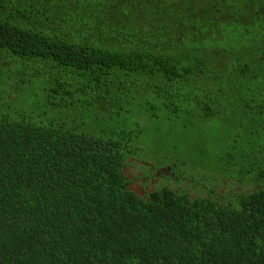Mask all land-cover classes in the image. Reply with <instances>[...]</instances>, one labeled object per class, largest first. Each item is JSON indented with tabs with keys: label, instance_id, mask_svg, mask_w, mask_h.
<instances>
[{
	"label": "trees",
	"instance_id": "16d2710c",
	"mask_svg": "<svg viewBox=\"0 0 264 264\" xmlns=\"http://www.w3.org/2000/svg\"><path fill=\"white\" fill-rule=\"evenodd\" d=\"M263 7L0 0V264H264Z\"/></svg>",
	"mask_w": 264,
	"mask_h": 264
},
{
	"label": "rangeland",
	"instance_id": "374dc122",
	"mask_svg": "<svg viewBox=\"0 0 264 264\" xmlns=\"http://www.w3.org/2000/svg\"><path fill=\"white\" fill-rule=\"evenodd\" d=\"M181 137L185 138L184 146L187 145L186 147H188V146L189 147L186 148L185 152H183L182 155H180V159H183V158L186 157V155H184V154L192 156L194 154H197L198 152H202L204 154V156H205L204 160L216 157L218 155V150L216 148H211L210 147V145H215L217 147H219L221 145L220 142H216L215 140L211 139V138H214V137L215 138H220V132H219L218 125L212 126L211 128H209V129H207L206 131H203V132H198V130H194V131H190V132H187V133H184V134L181 133ZM198 139H200L201 141L203 140L204 143H201V141H199ZM162 141L167 142V138L163 136L162 137ZM168 143L170 144V147L178 145L176 140H172V139H169ZM159 145L160 144L158 142H155L154 146H159ZM190 145H193V146H190ZM163 154H165V151L163 152ZM134 159L140 164L144 163V164L147 165V164L151 163L146 157L141 156V155H136ZM188 164L190 165L189 167H192V166L196 165V160L192 159V157H191V159L189 160ZM167 165H171V164L169 163ZM161 168H164V167H160V168H156V169L158 170V169H161ZM129 169L131 170L132 174H136L137 172H140L141 170L144 171V172H147V169L145 167H143V166H141L139 164H135V163L130 165ZM185 169L186 168L181 169V171L184 172V174L182 176H185V177H187V179H190L189 178L190 177V175H189L190 172L185 170ZM165 172H167V170ZM166 174H167V176L169 175L168 172L164 173L163 175L165 176ZM197 177L199 178V181H201V180H203V177H205V173H202L201 171H198L197 174H196V178ZM191 178H193V177H191ZM196 178H193V179L197 180ZM215 178H217V177H215ZM167 179L168 180H166V178H165L164 180H161L157 184L159 186H162L165 182L173 180V179H169V178H167ZM137 184L141 185L142 181L137 180L133 184H131L130 187L133 190H135V191H139V188L136 186ZM214 184H216V183H214ZM206 185L209 186L210 184H206ZM223 187H227L228 189H233L235 186L234 185L226 186L224 184L222 186V189L219 190L220 192L223 190Z\"/></svg>",
	"mask_w": 264,
	"mask_h": 264
},
{
	"label": "flooded vegetation",
	"instance_id": "af4514ba",
	"mask_svg": "<svg viewBox=\"0 0 264 264\" xmlns=\"http://www.w3.org/2000/svg\"><path fill=\"white\" fill-rule=\"evenodd\" d=\"M207 3L209 4V7H212V5L216 2V0H206ZM214 18L217 19L218 17H224V9L222 7V5H218V12L213 14ZM264 16V7L262 9H259L258 10V16L257 18L260 19ZM137 164V163H135ZM130 172L131 170L128 169ZM156 172L154 173V177H153V180H154V184H157L158 182H160L161 180L165 179V178H168L170 177V175H163L164 173L162 172H158L157 173V176H155ZM169 174V173H168ZM134 178H136L135 180H131L132 181H137V180H140L142 181V184L139 185L137 184L136 186L139 188V191H137V193L139 194V196H144L146 194V190L150 189V186H149V182L151 180H148L146 181L145 178L141 177V172H137L136 174H134ZM171 178V177H170ZM173 178V176H172ZM151 185H152V182H151ZM145 187H147V189H145ZM224 188V187H223Z\"/></svg>",
	"mask_w": 264,
	"mask_h": 264
},
{
	"label": "water",
	"instance_id": "95a60500",
	"mask_svg": "<svg viewBox=\"0 0 264 264\" xmlns=\"http://www.w3.org/2000/svg\"><path fill=\"white\" fill-rule=\"evenodd\" d=\"M141 164H142V163H141ZM122 174L125 175L124 171H122ZM131 178H132L131 176H127V177H126V180H130ZM130 185H131V184H130ZM130 185L128 186V190L131 191V192H133V193H135L136 195L139 196V194L137 193V191L133 190V189L130 187ZM145 189H147V187H145ZM149 192H150V191H147V193H149Z\"/></svg>",
	"mask_w": 264,
	"mask_h": 264
},
{
	"label": "clouds",
	"instance_id": "9594fccd",
	"mask_svg": "<svg viewBox=\"0 0 264 264\" xmlns=\"http://www.w3.org/2000/svg\"><path fill=\"white\" fill-rule=\"evenodd\" d=\"M138 163V162H137Z\"/></svg>",
	"mask_w": 264,
	"mask_h": 264
}]
</instances>
